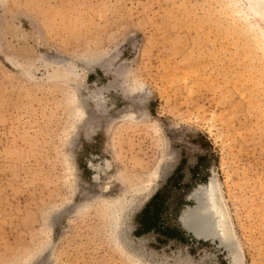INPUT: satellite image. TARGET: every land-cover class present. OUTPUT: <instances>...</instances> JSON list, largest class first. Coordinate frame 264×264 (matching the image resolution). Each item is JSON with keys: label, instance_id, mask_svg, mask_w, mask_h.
Here are the masks:
<instances>
[{"label": "rangeland", "instance_id": "obj_1", "mask_svg": "<svg viewBox=\"0 0 264 264\" xmlns=\"http://www.w3.org/2000/svg\"><path fill=\"white\" fill-rule=\"evenodd\" d=\"M261 9L0 0V264H231L179 220L211 179L238 264H264ZM157 192L174 238L136 234Z\"/></svg>", "mask_w": 264, "mask_h": 264}, {"label": "bare ground", "instance_id": "obj_2", "mask_svg": "<svg viewBox=\"0 0 264 264\" xmlns=\"http://www.w3.org/2000/svg\"><path fill=\"white\" fill-rule=\"evenodd\" d=\"M257 2L264 9V0H257ZM262 11L264 12V10ZM148 191L149 189L146 192ZM150 194L145 197V201L151 197ZM189 198L194 200L195 204L187 206L180 215V222L185 231L191 235L196 234L200 238L198 240L220 244L221 247L228 251V256L232 258L231 264H238L241 261L239 245L216 180L211 179L210 183L197 188ZM121 200H119L120 202L114 201L111 204L113 209L111 216L113 220L112 227L114 232L118 234L121 233L119 230L122 224L121 213L124 214L129 207L135 205V202H125V200L121 202Z\"/></svg>", "mask_w": 264, "mask_h": 264}, {"label": "trees", "instance_id": "obj_3", "mask_svg": "<svg viewBox=\"0 0 264 264\" xmlns=\"http://www.w3.org/2000/svg\"><path fill=\"white\" fill-rule=\"evenodd\" d=\"M159 197L160 192H157L137 215V235L142 236L150 232H159L166 237L174 238L170 228L162 227L161 216L165 206L164 201H159Z\"/></svg>", "mask_w": 264, "mask_h": 264}, {"label": "water", "instance_id": "obj_4", "mask_svg": "<svg viewBox=\"0 0 264 264\" xmlns=\"http://www.w3.org/2000/svg\"><path fill=\"white\" fill-rule=\"evenodd\" d=\"M180 220V217H179ZM193 236H195L196 239H200L196 234H193Z\"/></svg>", "mask_w": 264, "mask_h": 264}]
</instances>
